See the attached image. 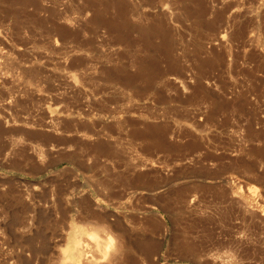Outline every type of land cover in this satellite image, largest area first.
Returning a JSON list of instances; mask_svg holds the SVG:
<instances>
[{
  "label": "rangeland",
  "instance_id": "374dc122",
  "mask_svg": "<svg viewBox=\"0 0 264 264\" xmlns=\"http://www.w3.org/2000/svg\"><path fill=\"white\" fill-rule=\"evenodd\" d=\"M0 264H264V0H0Z\"/></svg>",
  "mask_w": 264,
  "mask_h": 264
},
{
  "label": "bare ground",
  "instance_id": "6f19581e",
  "mask_svg": "<svg viewBox=\"0 0 264 264\" xmlns=\"http://www.w3.org/2000/svg\"><path fill=\"white\" fill-rule=\"evenodd\" d=\"M139 74L142 76V79H144V81H147V83L151 82L152 80L154 81L156 79V77H157V75H156L157 73H155V75H154V73L149 75L146 72V69L144 67L140 68Z\"/></svg>",
  "mask_w": 264,
  "mask_h": 264
}]
</instances>
